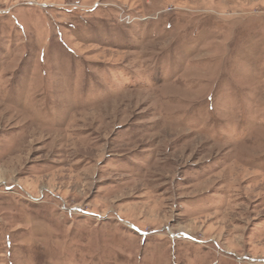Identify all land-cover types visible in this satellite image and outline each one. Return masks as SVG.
<instances>
[{"label": "rangeland", "instance_id": "obj_1", "mask_svg": "<svg viewBox=\"0 0 264 264\" xmlns=\"http://www.w3.org/2000/svg\"><path fill=\"white\" fill-rule=\"evenodd\" d=\"M0 264H264V0H0Z\"/></svg>", "mask_w": 264, "mask_h": 264}]
</instances>
